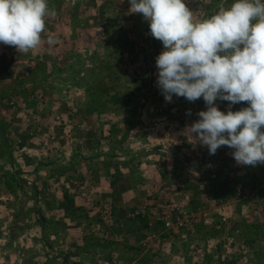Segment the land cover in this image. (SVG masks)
Masks as SVG:
<instances>
[{
    "label": "rangeland",
    "instance_id": "rangeland-1",
    "mask_svg": "<svg viewBox=\"0 0 264 264\" xmlns=\"http://www.w3.org/2000/svg\"><path fill=\"white\" fill-rule=\"evenodd\" d=\"M185 2L196 18H203L218 11L221 3L229 6L233 0H185ZM74 4H76L73 8L77 25H81L78 23L82 22L87 30L90 29L85 37L86 40L81 38L73 47L66 43L52 48L40 44L38 48L28 53L20 52L21 62L14 65L15 67L11 66V71L19 72L16 77L20 80L16 84L31 89L36 86L41 87L43 82L42 85L45 87L42 88L46 90V87L55 86V82L67 86V81L72 74H75L74 81L77 87L96 88V92L102 91L101 88L109 89L112 97L118 92L115 95L118 100L134 102L137 106L148 105L153 99L152 93H159L161 101L153 103V108L160 119L174 124L176 128L172 130L174 135H170L171 131L168 127L161 126L158 129L162 138L168 136V141L174 145L177 154L182 153L186 157L185 161L174 159L173 155L167 152L169 150L167 146L156 141L153 143L152 139L157 130H151L149 127L141 128L139 132L143 133L136 134L143 136L142 139L135 141L133 138H127L126 146L138 149L144 157L133 160V163L132 159H124L121 164L125 166L121 172L133 169V175L123 173L119 175L120 183H124L125 181L121 180L126 178L139 187L134 191L108 190L105 193L95 190L91 183L94 177L89 174L83 177L77 176L76 179L83 178V182L77 184L76 195L89 206L86 209L91 211L92 216L99 217V209H102V213L105 212L108 220L113 222L118 214L117 203L123 204L124 217L130 220V225L127 227L138 232V240L135 242L138 247L133 245L132 247L139 251L141 264H154L153 262L163 260L165 264L181 262L179 257L182 255H173L175 253L172 250V254L165 257L160 253H150L153 248L160 247L164 232L169 230L204 235L198 238L199 241L191 242L192 249L196 243L199 245L194 251L200 255L196 256L193 251L182 256L187 264L249 262L243 250L242 238L247 231H251L250 226L260 225L261 216L264 215L262 208L264 164L249 166L251 174L247 173L248 165L236 163L231 155L233 149L221 146L214 155H211L208 147L195 139V134L192 136L188 134L187 129L191 125L186 118L196 111L198 105L205 106L204 100L201 97L195 102L186 103L188 101L186 98L176 95H173L171 102L165 100L157 86L156 66V57L163 50V44L150 34L149 23L142 14L131 12L130 0H74ZM104 20L110 26L101 25ZM105 28L110 31H104ZM39 77L44 79H36ZM76 97L78 102L84 100L81 94H77ZM26 98L30 100L28 95ZM8 102L13 106L10 114L0 116L12 120L10 122L12 128L21 125L22 131H25L26 127L22 126L20 121L35 119V113L25 111L29 110L26 109L28 106L25 110H20L22 103H26L22 100V95H12ZM38 102L39 100L36 103ZM215 103L225 112L228 110L227 107L225 108L226 105L233 111L248 106L247 102L230 105L229 102L219 99ZM61 110L64 109L55 112L58 115L55 120L68 117L69 111ZM39 113L42 120L46 117L52 118L50 112L48 116ZM134 113H137L136 110ZM183 120L188 121L182 123ZM98 145V143L93 145L94 150ZM156 148L157 150L154 151ZM125 149L130 148L125 147ZM150 149L157 154L154 158L147 157L151 152ZM97 162H99L98 158ZM189 170L197 171L198 180L203 183L202 187H197L199 190H195L196 185L193 182L190 183V177L186 178V182L181 180V174L185 176L184 174ZM180 180L182 183H187L186 190L179 184ZM244 180L248 182L247 187ZM250 203H254L252 209ZM153 233H156L158 239H149ZM126 241L130 243L131 240L126 239ZM123 247L120 248V252ZM176 248L173 244V249ZM186 248L189 251L190 244ZM121 256L130 257L123 254ZM154 256L157 257V261H154L156 260L153 259ZM112 260L105 263L99 255H95L94 264H115L114 259Z\"/></svg>",
    "mask_w": 264,
    "mask_h": 264
},
{
    "label": "crops",
    "instance_id": "crops-1",
    "mask_svg": "<svg viewBox=\"0 0 264 264\" xmlns=\"http://www.w3.org/2000/svg\"><path fill=\"white\" fill-rule=\"evenodd\" d=\"M48 4L50 9L56 10V16L46 19V27L41 34L42 46L60 47L66 43L73 47L81 38L86 40L90 29L87 30L82 22L77 25L74 0H48ZM102 24L110 26L105 20ZM104 31L110 30L105 28ZM50 39L52 43H49ZM19 54L15 47L0 43V115L10 114L13 106L8 100L12 95H22L24 103L28 95L30 100L22 103L20 110L28 106L26 109L29 110L25 111L34 112L36 118L20 121L26 127L22 131L21 125L12 128V120L0 116V264H94L95 255H99L105 263L114 259L115 264H141L139 251L132 247L136 246L138 232L127 227L130 220L124 217L123 204L117 203L118 214L114 222L108 220L102 209H99V217L92 216L91 211L86 209L89 206L76 195L77 184L83 182V178H76L92 175L94 179L91 183L95 190L105 193L108 190H136L139 186L135 182L125 178L121 180L125 182L120 183L119 175H133V169L121 172L125 166L121 164L124 159H132L133 163V160L144 157L138 149L126 146L127 138L135 141L142 139L143 136L136 133L144 127L157 130L153 143H162L169 148L167 152L174 159L185 161L184 154L178 155L168 136L162 138L158 129L168 127L170 135H174L172 130L176 128L172 120L169 124L160 119L153 108V103L161 101L160 94L152 93L153 99L148 105L137 106L134 102L118 100L115 96L118 92L112 97L109 89L101 88L102 91L96 92V88L77 87L75 74L71 75L67 86L55 82V86L46 87L45 90L42 82L41 87H19L16 84L20 80L16 77L19 72L11 71V66L15 67L21 62ZM77 94L84 96L82 102L77 101ZM204 105H198L196 111L186 118L190 125L199 119V111L206 110L207 106ZM226 107L229 109L228 105ZM60 109L68 110V117L55 120L58 116L55 112ZM39 112L42 116H48L50 112L52 118L42 120ZM96 143L99 145L94 150ZM125 147L130 149L126 150ZM154 151H146L149 152L147 157L154 158L157 155ZM250 167L247 173L251 174ZM181 175L183 182L190 177V183L196 185L195 190H199L198 186L202 187L196 170ZM181 180L179 184L186 190L187 183ZM245 185L247 187L248 182L245 181ZM249 206L252 209L254 203ZM263 218L264 215L261 216L260 225L250 226L251 231H247L242 238L243 250L249 260L247 264H264ZM203 236L196 232L185 234L169 230L164 232L160 247L153 248L150 253H160L165 257L172 254V250L173 255L184 256L198 249L197 243L192 249L191 242L199 241L198 238ZM126 239L131 240L130 243L125 242ZM149 239H158L156 233ZM173 244L177 247L175 250ZM188 244L189 251L186 248ZM194 252L196 256L200 255ZM121 254L130 257H122ZM182 256H178L181 260L178 264H187ZM153 259L157 261V257ZM153 263L165 264V260Z\"/></svg>",
    "mask_w": 264,
    "mask_h": 264
},
{
    "label": "clouds",
    "instance_id": "clouds-1",
    "mask_svg": "<svg viewBox=\"0 0 264 264\" xmlns=\"http://www.w3.org/2000/svg\"><path fill=\"white\" fill-rule=\"evenodd\" d=\"M130 8L164 46L156 66L165 100L202 97L207 106L188 134L211 155L227 146L238 165L264 164V0L221 3L203 18L185 0H130ZM55 16L48 0H0V43L28 53L40 46L46 19ZM217 99L248 106L225 112Z\"/></svg>",
    "mask_w": 264,
    "mask_h": 264
}]
</instances>
